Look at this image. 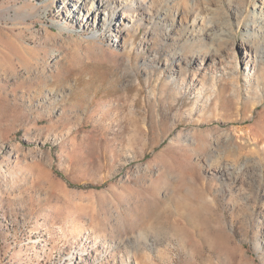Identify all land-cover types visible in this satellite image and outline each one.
I'll return each mask as SVG.
<instances>
[{"label": "rangeland", "instance_id": "obj_1", "mask_svg": "<svg viewBox=\"0 0 264 264\" xmlns=\"http://www.w3.org/2000/svg\"><path fill=\"white\" fill-rule=\"evenodd\" d=\"M82 2L0 0V264H264V0Z\"/></svg>", "mask_w": 264, "mask_h": 264}, {"label": "bare ground", "instance_id": "obj_2", "mask_svg": "<svg viewBox=\"0 0 264 264\" xmlns=\"http://www.w3.org/2000/svg\"><path fill=\"white\" fill-rule=\"evenodd\" d=\"M150 1H152V0H84L85 3L82 2L83 3L82 9H83V11L87 10L86 12H88V15L82 21L84 23H86L87 26H89L90 25L89 21L91 20V18L96 13V21H97V18H99V21H100V19H102L101 22H102L103 29L106 27H111L114 25V27L115 26L117 27L119 33H122L126 30V28H125V23H126L125 20L126 19H129V21L133 25H135L138 21V16L136 14H132L130 16V11L132 9H134V12H136L137 10L139 11L142 8H146L150 4L149 3ZM90 3L92 5L91 8L88 7V5ZM85 6H86V8H85ZM94 6H97V8H95ZM75 10L78 11L79 9L77 8ZM78 12H80V10ZM120 12L122 14H120ZM101 16L103 18H101ZM214 36L215 35H213V39H214ZM251 44L252 43H250L248 41L247 42L243 41L240 44V47L245 49L247 52H250V51L252 52V50H254V49H253V46ZM231 46L232 47H229V48L227 46L224 47L222 49L223 52H220V48L215 46L214 47L215 50L213 53L211 52V55L202 54L201 56L198 57L199 65H201V67H202L208 61H211V63H214V62H216V59L219 58L221 60L220 69H222L224 72H226L227 68L232 67V64H231L232 62L229 59L228 60L225 59L226 57L224 55V52H227L228 54L234 53V51H233L234 44ZM248 56L250 57V54ZM182 58L184 59V57H182ZM259 63H262L264 65V59H261ZM253 69H254L253 71H250L249 68L247 67L246 71L248 73H250L252 77H256V79H258L259 84L263 85V91H264V74H262V73L258 74L256 72V67H254ZM261 69H264V67H261ZM185 72L186 71L183 70L182 65L178 66L177 71L174 72L175 73V75L173 77L174 81L180 83V85H182V86L188 85L187 77L185 76ZM195 79L196 78H194V80H193L194 82H195ZM187 88H190V87L187 86ZM202 91L203 90L201 88L199 90V93Z\"/></svg>", "mask_w": 264, "mask_h": 264}]
</instances>
